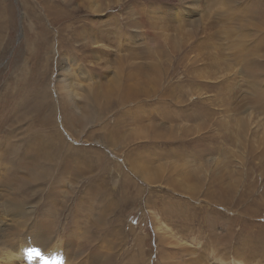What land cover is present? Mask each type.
Returning a JSON list of instances; mask_svg holds the SVG:
<instances>
[{"label":"rangeland","instance_id":"1","mask_svg":"<svg viewBox=\"0 0 264 264\" xmlns=\"http://www.w3.org/2000/svg\"><path fill=\"white\" fill-rule=\"evenodd\" d=\"M1 23L0 141L34 147L33 115L15 122L35 91L79 120L78 136L56 127L69 158L18 168L38 204L27 229L8 220L28 253L0 264H264V0H0ZM49 190L56 232L39 252Z\"/></svg>","mask_w":264,"mask_h":264},{"label":"bare ground","instance_id":"2","mask_svg":"<svg viewBox=\"0 0 264 264\" xmlns=\"http://www.w3.org/2000/svg\"><path fill=\"white\" fill-rule=\"evenodd\" d=\"M49 15H50V13H49ZM3 31L4 30H2V23H1L0 24V35H2ZM47 34L48 33L45 32L44 34H42V35H45V36H42V37L46 38ZM42 39L43 38H40V40H42ZM47 40H48V38H47ZM43 41H45V44H48L49 47H50V57H51V61H52V45H51V41L47 42L46 39L43 40ZM1 42H2V36H0V43ZM46 50L48 51V48H46ZM47 51H46V53H47ZM48 60H49V57L46 60V64H44L43 66H47L49 68V66H48V62L49 61ZM66 64L69 65L70 61L66 60L65 61V65ZM62 67H60V73H62V70L64 69V65ZM58 71H59V69H58ZM32 84H34L33 80H32ZM56 85L58 87V82H57ZM68 86H69L68 83L65 84L63 89H62V91L63 90L64 91L63 92L61 91V93H60V95H62L61 99L63 100V104L65 105V107H67V106L70 107V106H73L75 104L74 103L75 102L74 94H73L72 90ZM38 87H40V86H38ZM31 93H33V92H31ZM35 93H36V96H35V94H34V96L36 98V101H35L36 103L32 104L30 106V108H29V109H32V110H29V111L25 112V114L19 115L18 118L16 119V122H15V123L21 124L22 122H24L27 119L29 113H30V116L33 115L32 118H30V119L28 118V119L30 121H31V119L35 120V122H36L35 125L38 124V126H36V129L34 130V132H36V133H34V135L32 136V137H34L33 139H35L34 147L32 146L31 142H29V141L26 142V140H24V142L19 140L18 143H13V142L9 143L8 138L7 137H3V139L0 141V144H5L10 149L9 152H6V155H18V158H13V159L6 160L7 163L3 162V160H5V159H3L2 160V165L4 166V168H3V171L0 173V177H1L0 178V186L2 188H7V189L12 190L11 193H8V192L5 191L7 196L4 195V193H3L4 191L2 192V190H0V260H3L5 263H8V262L11 263V262H13V260L21 259L20 257H22V256H20L19 254H23V251H25V250L27 251V253L29 251L28 248H27V245L24 244V240H23V239L27 238V235L24 234V232L21 230V228H20V230H21L20 233H21V236L23 234V238L16 239V237H14V239H13V238H10L8 236L10 230H12L9 227L8 220H10L13 223H15L16 226L18 225V226L22 227L23 230H24V228H26V226L34 218V216H33L34 207L36 206V204H38L37 201L35 203H33L34 200L32 199V197L26 194L27 190L25 188L26 187V184L24 182L25 179L21 178L19 176L21 174V172L18 170V168H21L23 170H29V171H33L35 169H41L40 170V172H41L42 169H47L54 162L55 159L59 158L62 155V154H60V149H62V148L63 149L67 148L66 150H68V151H67V153L64 152L65 155H66L64 157L69 158V155L72 154V149H71L72 145L69 144V143H68L69 144L68 145V144H66L64 142V140L61 138L62 137V132L60 133V129L56 128V127L58 125H65V127H67V129H68L67 131L69 132L70 129L68 128V126L72 122L79 120V118L74 114L75 111H73L71 109L65 115L66 124L65 123H61V121H58V119L62 118V117H61L60 114H58V112H57V110L55 108V104L56 103H55L53 97L51 95L48 96V92L45 91L44 89L42 91V94L37 92V91H35ZM58 98H60V97H58ZM61 99H60V101H61ZM46 100L52 103L53 110L48 111L47 114L45 112L46 115H42V114H41V116L40 115H36V113L38 114L39 110L42 108V104L45 103ZM19 101H21L20 103H21L22 106L27 105V102H28L26 99H23V98L19 99ZM16 103H17V101H16ZM20 103H18V104H20ZM49 105H51V104H49ZM49 105L47 107H49ZM52 114H53L54 120H55V115H56V120H55V123H54V129L56 128V131L58 130L57 132L55 131V133H53V138H55V139H51L50 138V135H52L51 131H53L52 120H51ZM12 127H14V126H12ZM44 127H47L48 131L49 130H51V131L47 132L45 134L44 131H43ZM28 128L30 130H32L31 126H28ZM13 130H12V132H15ZM83 131H84V129H83ZM5 134H6V132H5ZM10 134L12 135V133H10ZM69 134H70V136H72V134L75 135V136H78L73 131H70ZM70 136L68 134H66L65 137H67V140L72 141V139H70ZM76 139H77V137H76ZM11 140H16L17 141L18 139H17L16 136H13V137H11ZM31 141H33V140H31ZM50 146L53 149L56 148V150L51 152ZM18 152L20 154H18ZM30 157L33 160L32 164L27 162V159L30 158ZM18 164H19V166H18ZM65 165L67 167V164H65ZM61 168H60V170H62L65 167H63L62 169ZM64 171H65V169L62 170L61 175H64ZM28 174L31 175V172L28 173ZM29 178L33 182L36 181V179L33 176H30ZM11 182H14V187L13 188H10ZM53 185L54 184L52 182L51 186H53ZM49 191H51V192H49V194H51L49 196V197H51L50 198L51 200L46 199L47 202H42L43 207L46 204V209L47 208L48 209H47V211L45 210L46 213L44 211L45 214L40 211V213L43 216H42V219H40L41 221L37 222L35 235L32 236L33 244H32L31 247L33 249H37L38 248L39 252H40L41 249H44V248L46 249L48 247V245L50 244L49 243V237L55 231L54 230V228H55V225H54L55 223L54 222L55 221H53V218L55 216L53 218H52V216L54 215L53 214V212H55L54 210H56V197L54 196L55 194H54L53 190H49ZM43 207H42V209H43ZM34 224H35V222H34ZM74 234H76V233H74ZM46 236H47V241L45 240ZM15 252H17V253H15ZM54 259H56V258H54ZM27 260L31 261L30 260V256L28 257Z\"/></svg>","mask_w":264,"mask_h":264}]
</instances>
